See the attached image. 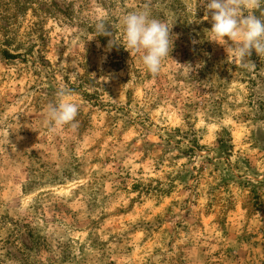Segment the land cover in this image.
I'll return each instance as SVG.
<instances>
[{"label": "rangeland", "instance_id": "rangeland-1", "mask_svg": "<svg viewBox=\"0 0 264 264\" xmlns=\"http://www.w3.org/2000/svg\"><path fill=\"white\" fill-rule=\"evenodd\" d=\"M145 6L156 76L122 48ZM210 29L206 0H0V264H264V56ZM62 85L78 126L51 132Z\"/></svg>", "mask_w": 264, "mask_h": 264}, {"label": "clouds", "instance_id": "clouds-1", "mask_svg": "<svg viewBox=\"0 0 264 264\" xmlns=\"http://www.w3.org/2000/svg\"><path fill=\"white\" fill-rule=\"evenodd\" d=\"M264 5V0H206L210 13L213 42L227 45L233 62L242 67L255 65L248 60L252 52L264 56V16H258L253 9ZM249 10L245 14V10ZM120 23L123 29L122 47L128 53L138 55L142 65L153 76L160 73L163 61L170 58L174 38L167 23L153 18L147 6L124 13ZM104 22L97 23L96 30L109 36ZM76 94L67 85L56 91V99L46 106L49 130L55 132L65 126L76 129L79 105Z\"/></svg>", "mask_w": 264, "mask_h": 264}, {"label": "trees", "instance_id": "trees-1", "mask_svg": "<svg viewBox=\"0 0 264 264\" xmlns=\"http://www.w3.org/2000/svg\"><path fill=\"white\" fill-rule=\"evenodd\" d=\"M7 56H9V58H14L15 56L14 55H9V54H6Z\"/></svg>", "mask_w": 264, "mask_h": 264}]
</instances>
